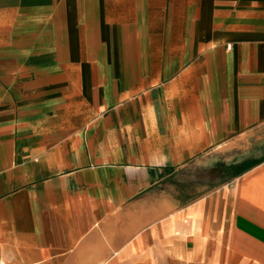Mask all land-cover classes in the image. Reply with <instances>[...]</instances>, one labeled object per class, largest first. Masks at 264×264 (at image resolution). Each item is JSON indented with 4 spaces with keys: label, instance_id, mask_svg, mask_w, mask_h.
Segmentation results:
<instances>
[{
    "label": "crops",
    "instance_id": "1",
    "mask_svg": "<svg viewBox=\"0 0 264 264\" xmlns=\"http://www.w3.org/2000/svg\"><path fill=\"white\" fill-rule=\"evenodd\" d=\"M0 263L264 264V0H0Z\"/></svg>",
    "mask_w": 264,
    "mask_h": 264
},
{
    "label": "rangeland",
    "instance_id": "2",
    "mask_svg": "<svg viewBox=\"0 0 264 264\" xmlns=\"http://www.w3.org/2000/svg\"><path fill=\"white\" fill-rule=\"evenodd\" d=\"M222 160L196 161L189 168L179 172L177 176L179 191L190 196V203L228 182L245 168L244 166L237 168L233 160H226L227 162Z\"/></svg>",
    "mask_w": 264,
    "mask_h": 264
},
{
    "label": "built area",
    "instance_id": "3",
    "mask_svg": "<svg viewBox=\"0 0 264 264\" xmlns=\"http://www.w3.org/2000/svg\"><path fill=\"white\" fill-rule=\"evenodd\" d=\"M0 264H3V263H0Z\"/></svg>",
    "mask_w": 264,
    "mask_h": 264
}]
</instances>
